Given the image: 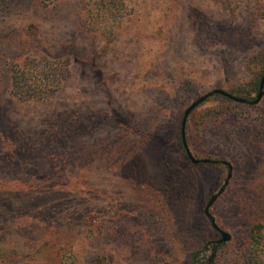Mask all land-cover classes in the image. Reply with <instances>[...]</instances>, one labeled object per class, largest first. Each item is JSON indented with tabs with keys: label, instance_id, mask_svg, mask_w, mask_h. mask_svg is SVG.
<instances>
[{
	"label": "rangeland",
	"instance_id": "rangeland-1",
	"mask_svg": "<svg viewBox=\"0 0 264 264\" xmlns=\"http://www.w3.org/2000/svg\"><path fill=\"white\" fill-rule=\"evenodd\" d=\"M94 5L11 0L0 33L1 244L15 248L18 264H52L43 244L54 226L56 243L78 253L80 264L103 257L107 264H189L194 252L207 264V244L219 236L203 209L227 167L192 168L177 135L195 100L217 89L238 97L255 80L264 0H127L108 14L104 34L86 25ZM26 54L70 63L60 91L45 101L21 102L11 92L10 67ZM236 104L221 123L198 129L203 116L227 106L211 97L185 126L192 155L232 167L210 209L231 240L211 264H252L244 255L250 229L264 222V96L254 106ZM77 193L103 211L96 218L105 230H83L72 217L58 222ZM25 208L56 211L53 220L13 229L14 211Z\"/></svg>",
	"mask_w": 264,
	"mask_h": 264
},
{
	"label": "trees",
	"instance_id": "trees-1",
	"mask_svg": "<svg viewBox=\"0 0 264 264\" xmlns=\"http://www.w3.org/2000/svg\"><path fill=\"white\" fill-rule=\"evenodd\" d=\"M33 1L41 6H48L60 0ZM126 1L127 0H95L94 10H89V12H87L85 18L86 25L91 29H97V31H100L101 34L106 33L107 29H109L107 20L108 14H111L112 12L115 13L117 9L124 6V3ZM10 5L11 0H0V33L2 31V26L4 25V23H6L9 20V17L12 15ZM21 57L22 56H19L16 59H21ZM24 57L25 58L21 63L15 62V64L10 67L9 72L10 89L12 94L18 100L26 103L42 102L60 91L62 84L67 80L70 74V63L67 59H51L39 57L36 55H27ZM260 68L261 69L258 72L257 76H255V80L248 85V88L241 89L236 93L238 98H242L245 101H249L251 100L250 95L252 93L257 95L259 82L262 77V74L264 73V59L260 61ZM211 97L219 98L220 100H222V102L226 103L227 106L220 111L207 113L205 116H203L201 121L197 124L199 126L198 129L201 128L208 120L213 121L215 124L221 123L222 121H224V119H227L231 115L232 107L237 105L236 102L231 101L220 95H212L208 97L207 100ZM177 142L185 154L181 142L180 128L177 135ZM4 143H6V141L2 134H0V147H3ZM186 144H188V146L190 147L189 141ZM193 155L195 157V154ZM185 157H187L186 154ZM195 158L198 160L207 159L210 161H215L216 163H200L198 165L192 166V168L205 167V165H213L214 168L223 167V165L220 163L221 161L219 158ZM20 173L23 172L21 171ZM76 184L79 186L81 185V183ZM76 195H78L79 197L76 198V203L72 206L70 211H68L69 213L60 210L61 214L58 215V222H61V220L70 219L69 217H72L75 226H81L83 230L86 229L90 232H93V228H96V230L99 231L105 230L106 223L99 221V219L96 218L98 215L103 218V211L100 210L96 212L94 210L92 201L93 199L90 198L89 195H84V197L80 196L82 195V193H77ZM55 211V208H50L46 211H27L26 208L18 209L14 211L15 213L13 215L14 217L12 220V228L16 229L17 227L24 226L25 223L29 221L31 222L34 219L38 221L42 220L43 222L53 220ZM50 229L51 230H49L47 234L49 236V241L43 244V247L48 248L44 251L45 253L49 254L48 256H50L51 253L52 255H54L50 260L53 261L52 264H80V262L78 263V253L74 255L73 251H71L74 255L73 257L70 253H66V251L70 248L65 250L64 246L58 245V243H56L55 241V238L58 236L57 231L54 226ZM223 246L224 244L220 245L217 248V251L221 250ZM246 249L247 250L245 251L244 255L246 256V259L248 261H251L252 264H264V222H257L252 225L249 234V242L246 245ZM104 250L105 248L102 247L101 251ZM34 251L36 252V250ZM66 255H69L70 259ZM55 259H57V261H55ZM90 260V264H107V260L105 257H103L102 259L91 258ZM0 264H18V253L15 248L4 247L2 246L1 241ZM189 264H205L200 258V252L192 253Z\"/></svg>",
	"mask_w": 264,
	"mask_h": 264
},
{
	"label": "water",
	"instance_id": "water-1",
	"mask_svg": "<svg viewBox=\"0 0 264 264\" xmlns=\"http://www.w3.org/2000/svg\"><path fill=\"white\" fill-rule=\"evenodd\" d=\"M212 95H220L223 96L231 101H234L236 103H247L248 105H257L259 104V102L261 101V99L264 96V73L262 74V77L260 79L259 82V87H258V92L257 95L255 97L254 100L252 101H245L242 98H238L235 97L233 95H231L230 93L224 91V90H214L204 96H201L200 98H198L197 100H195L190 106H188L182 116L181 119V124H180V135H181V142H182V146L183 149L185 151V154L188 158V160L191 162V164L193 165H198V164H209V163H216L215 161H210L207 159H202V160H198L196 158H194V156L191 154L187 144H186V140H185V126H186V122L187 119L189 117V115L198 107L200 106L203 102H205L207 100L208 97L212 96ZM223 166L227 167V175L226 178L222 184V186L217 190L216 193H214L213 195L210 196V198L208 199V201L206 202L204 209H203V214L205 216V218L208 220L211 228L218 234L219 239L213 242H210L209 244H207V246L212 245V249H211V255L208 259V264H211L214 261V258L216 256V252H217V248L220 245L226 244L231 240V235L224 231L223 229H221L214 217L212 216V214L210 213V209L212 208V206L214 205V203L217 201V199L225 192L226 188L229 185V182L232 178V167L230 166L229 163L225 162V161H221L220 162Z\"/></svg>",
	"mask_w": 264,
	"mask_h": 264
}]
</instances>
